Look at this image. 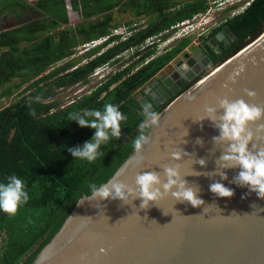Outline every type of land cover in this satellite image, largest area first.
Wrapping results in <instances>:
<instances>
[{
	"label": "trees",
	"instance_id": "16d2710c",
	"mask_svg": "<svg viewBox=\"0 0 264 264\" xmlns=\"http://www.w3.org/2000/svg\"><path fill=\"white\" fill-rule=\"evenodd\" d=\"M212 1L219 0H0V14L33 12L0 30V97L17 93L0 108V180L16 174L29 193L15 215L0 212V264H32L88 193V185L107 181L131 154L144 118L137 92L191 42L185 36L156 55L157 39L166 40L171 27L206 12ZM227 24L238 39L214 53L194 81L264 32V0H252L228 16ZM120 27L123 32L113 33ZM106 35L105 41L78 54L83 44ZM131 49L127 63L114 66L90 89L69 100L58 95L89 83L99 66L121 62ZM108 103L127 117L120 137L103 145L104 155L95 162L74 159L68 148L89 140L94 129L81 127L71 115Z\"/></svg>",
	"mask_w": 264,
	"mask_h": 264
},
{
	"label": "water",
	"instance_id": "95a60500",
	"mask_svg": "<svg viewBox=\"0 0 264 264\" xmlns=\"http://www.w3.org/2000/svg\"><path fill=\"white\" fill-rule=\"evenodd\" d=\"M199 73L196 68L187 77ZM166 86L164 81L156 92ZM178 88H169V96ZM245 89L256 95L248 96ZM224 97L264 107V32L166 104L149 130L151 143L144 147V159L133 150L116 170L134 186L137 171L155 170L166 179L163 166L176 167L182 176L187 175L190 186H199L204 203L194 207L168 195L148 208L140 207L139 198L132 204L109 200L78 205L83 195L32 264H264V198L233 183L238 168L222 169L228 179L221 182L235 190L231 198L209 190L212 182L221 180L220 175L205 174L216 172L226 145L212 139L219 129L209 119H196L204 114L205 105H215ZM153 98L138 97L142 106L150 104L154 111L163 100L151 103ZM260 124L264 120L250 125L253 151L264 148ZM182 149L192 155L173 160L172 153ZM199 158L207 161L206 166L199 165ZM138 162L140 167H134ZM193 172L200 174L188 175Z\"/></svg>",
	"mask_w": 264,
	"mask_h": 264
},
{
	"label": "clouds",
	"instance_id": "9594fccd",
	"mask_svg": "<svg viewBox=\"0 0 264 264\" xmlns=\"http://www.w3.org/2000/svg\"><path fill=\"white\" fill-rule=\"evenodd\" d=\"M243 70L242 66L239 71L243 72ZM232 82H235V78H232ZM245 92L250 97L256 95L253 90L245 89ZM143 117L139 125L141 131L132 141L134 152L139 154L141 161L144 159V147L151 143L149 130L157 124L158 114L151 110L149 104L143 108ZM205 118L219 129V135L212 138L214 142L218 145H226L217 161L216 172L205 173L209 176L218 174L221 177V180H216L209 185V190L218 197L231 198L235 190L221 182L228 179L227 172L222 169L238 168L239 172L233 177V183L239 187H246L249 192H254L258 197L264 198V148H257L253 151L249 147L254 139L250 125L264 120V107L250 104L243 98L231 100L224 97L218 99L215 105H205L204 114L196 120L203 121ZM70 119L81 127L94 129L89 140L82 145L68 148L74 159L91 163L104 155L101 150L103 145L112 138L120 137L121 122L127 117L117 105L108 103L102 109H83L73 113ZM258 127L264 129V124ZM186 135L187 131L184 136ZM197 143L203 145V140L198 138ZM253 148H255L254 145ZM185 155L191 156L192 153L182 149V151L173 152L172 159L179 161ZM197 162L201 166L207 164L204 158H199ZM134 167H140L139 162ZM163 173L166 179H162L160 172L155 170L137 171L133 186L128 184L122 178L123 174L118 171L99 185L90 183L88 193L77 204H83L85 201L104 204L109 200H120L124 204H132L139 198L140 207L148 208L168 195L178 202H187L194 207L204 203L199 196V186H190L188 180L185 179L187 175L182 176L178 168L165 165ZM192 174L199 175L200 173L193 172L188 175ZM28 200L29 193L25 181L18 175L11 174L4 180H0V212L15 215Z\"/></svg>",
	"mask_w": 264,
	"mask_h": 264
},
{
	"label": "flooded vegetation",
	"instance_id": "af4514ba",
	"mask_svg": "<svg viewBox=\"0 0 264 264\" xmlns=\"http://www.w3.org/2000/svg\"><path fill=\"white\" fill-rule=\"evenodd\" d=\"M8 12H11L13 14L12 16L15 17V19H17L20 22L25 20L24 15H21L19 13H13L12 11H8ZM227 20L228 17L221 19L219 22L208 21L207 23H205L206 24L205 28L201 32L200 31L197 32L198 36L195 37L194 40H191L189 45L186 46V48L182 52H180V54L177 57L169 61L154 77H152L137 92L138 94L137 97L153 96L154 98L150 99L151 103H154L155 101L160 102L161 100H163V102L159 106L162 105L165 106L178 94H180L182 91L188 88L192 83L196 82L197 80L194 81V79L204 69L208 68V66L212 62V57L214 53L215 54L221 53L224 47L229 46L232 42L238 39V34L236 33L237 37H234V31L232 27L229 24H227ZM220 25H222L221 29L217 31L214 34V36H211L213 29ZM181 28H185V26L175 27L174 29H172V33L177 32ZM222 31H224L225 34H222L221 33ZM157 40L159 41L160 39ZM176 43L177 42H174L167 49H170ZM201 49L203 50V52L199 53L200 57H197L196 52ZM196 68L200 70V73L195 77H193L192 79H189L187 77V74L190 71H195ZM164 81L167 82L169 88L179 87L178 90L176 92H172L170 96L168 94V89H169L168 86H166L165 89H162L161 92H156L157 88ZM146 91L148 92L146 93ZM167 95L168 98L163 99ZM159 106L156 105V107Z\"/></svg>",
	"mask_w": 264,
	"mask_h": 264
},
{
	"label": "rangeland",
	"instance_id": "374dc122",
	"mask_svg": "<svg viewBox=\"0 0 264 264\" xmlns=\"http://www.w3.org/2000/svg\"><path fill=\"white\" fill-rule=\"evenodd\" d=\"M31 1H33V0H31ZM210 4H211V6L208 9L209 12L202 14L197 19V24H196L194 29L189 28L188 26L184 25L185 28H181L177 32L171 33L170 36H172V37L170 39L167 38L166 40H159V41L157 40L158 47H157L156 55L163 53L174 42L178 41L179 39H181L185 36H190L191 40H194L195 37L198 36L197 32H199V31L201 32L205 28V25H206L205 23H207L208 21L219 22L221 19H224L228 16H231L235 13H238L242 9L238 3L231 4L228 2V3H224V4H218V3H214L212 1ZM232 5H235V6L231 7ZM226 8H229V9H226ZM29 12H30V15L25 16V18L33 15V12H31V10ZM12 15L13 14L11 12H7V13L5 12L3 14H0V30L5 29L9 26H13L14 24L20 22L17 19H15V17H13ZM198 21H201V22L198 23ZM180 26H182V25H180ZM120 31H122L121 28H120ZM194 33H196V34H194ZM85 50H86L85 47H81L80 50L78 51V54H81ZM133 51H134V49H131L130 51L123 54V60L121 62L111 64L110 68L102 71L101 73L93 74L89 83L84 84V85L83 84H81V85L77 84L71 88L60 91L58 93V95L62 99L69 100V98L72 95H75L76 93L80 92L81 90L90 89L96 82L99 81V79L102 78L103 75L108 73V70H110L111 67H114V66L117 67V66L121 65V63H126L131 58L130 55L132 54ZM84 61H86V59ZM211 71H209V72H211ZM25 86H26V84H23L21 86L20 90H22ZM20 90H18V91H20ZM16 94L17 93H13L12 95L0 97V108L7 105V104H10L11 102H13L16 98Z\"/></svg>",
	"mask_w": 264,
	"mask_h": 264
},
{
	"label": "built area",
	"instance_id": "2783aa9c",
	"mask_svg": "<svg viewBox=\"0 0 264 264\" xmlns=\"http://www.w3.org/2000/svg\"><path fill=\"white\" fill-rule=\"evenodd\" d=\"M252 0H219L217 3L218 4H224V3H231V4H235V3H238L239 6L242 8L240 11H242L247 5L250 4ZM209 11L207 10L206 12H203V13H198L196 15H194L192 18H189V19H186L182 22H180L179 24H177L176 26H173L171 27L172 29L175 28V27H179L180 25L184 26H188L189 28H192L194 29L196 24H197V19L204 13H208ZM201 21H198V23H200ZM120 28L122 31H120ZM120 28H116L113 30V33H121L123 32V30L125 29V27H120ZM168 31V30H167ZM110 35H106V36H102L98 39H94V40H91L90 42H87L85 44H83V46L87 49L89 47H92V46H96L100 43H102L103 41H105ZM172 36H169L168 39H170ZM154 39V37H151L147 40L148 44L152 43V40ZM110 65L109 63H105L103 64L102 66H99L93 74L95 73H101L102 71L104 70H107L108 68H110ZM113 70V67H111L110 70H108V72L112 71Z\"/></svg>",
	"mask_w": 264,
	"mask_h": 264
}]
</instances>
